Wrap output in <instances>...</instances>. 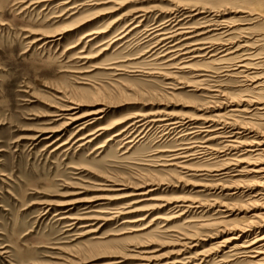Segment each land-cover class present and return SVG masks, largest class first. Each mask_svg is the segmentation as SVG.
<instances>
[{
    "label": "rangeland",
    "instance_id": "1",
    "mask_svg": "<svg viewBox=\"0 0 264 264\" xmlns=\"http://www.w3.org/2000/svg\"><path fill=\"white\" fill-rule=\"evenodd\" d=\"M28 1L35 0H0V264H63L65 259L97 258L99 254L101 258L89 264H105L110 254L127 259L152 257L151 264L172 261L179 255L202 259L196 255L223 238L221 235L209 240L205 236L214 233L211 229H195L194 225L210 216L186 214L168 222L165 219L171 217L170 206H161L194 198L240 207L245 199L211 195L194 185L209 184L213 179L194 177V172L179 175V170L172 167L161 168L163 157L180 143L175 135L162 136L149 125L150 118L136 125L137 116L160 110L174 116L206 118L223 109L212 108L221 101L210 100L213 88L220 87L235 101L255 97V91H245L249 82L226 77L231 73L223 67L233 61L223 65L200 62L195 70L204 71L176 72L171 79L165 77L160 71L162 61L152 59L153 52L149 55L153 44L144 40L143 31L164 23L174 4L213 13L219 10L217 17L248 29L244 35L232 36L233 43L249 41L254 55L251 60L258 58L261 65L250 73L257 72L264 78V0H57L49 7L39 4L26 8ZM63 1L69 2L68 6L58 7ZM248 8L254 10L250 16L244 13ZM134 26L137 28L126 36ZM65 27L66 33L43 38L42 34ZM61 95L81 101L80 114L106 109L98 126L110 130L84 147L71 142V146L57 149L70 138L73 126L58 138L59 143L52 142L56 136L33 142L36 132L59 128L61 122L52 116L63 105L58 99ZM145 122L148 126H141ZM93 128L81 135L93 132ZM258 130L264 132V123ZM121 131L126 141L106 142ZM99 146L104 149L96 150ZM144 183L150 185L138 188ZM147 190L152 191L149 196L137 195ZM139 200L144 201L131 205L138 212L103 223L80 221L69 226L73 224L70 220L61 221V216L54 215L69 210V218L106 219ZM69 203L73 205L65 207ZM128 216V220L145 219L123 224ZM192 232H196L193 238L199 239L197 247L184 251L180 239ZM222 256L213 264H227L220 261ZM195 259L191 261L199 263ZM210 259L200 264H212Z\"/></svg>",
    "mask_w": 264,
    "mask_h": 264
},
{
    "label": "bare ground",
    "instance_id": "2",
    "mask_svg": "<svg viewBox=\"0 0 264 264\" xmlns=\"http://www.w3.org/2000/svg\"><path fill=\"white\" fill-rule=\"evenodd\" d=\"M55 1L57 0L28 1L29 4L26 5V8H30L39 4H44L49 7ZM66 1L57 4L58 7L67 5L69 2ZM78 7L76 6V8ZM192 8L181 4H174L172 11L170 10V17H168L164 23L159 24L158 26L156 25V27L152 29H146L143 31L146 32L144 40H147L149 43L151 42L153 44V48L151 47L152 49L150 50L149 55L153 52V55L151 56L152 59L155 57V60L162 61V64H160V67H162L160 71H163V75L165 77L171 79L173 78L174 74H176V72L181 73L186 71H204L195 70L197 67L196 65L200 62H206L211 65H223L233 61L232 65L223 67L226 73H231V75L226 77L240 78L243 80V82H249L250 85L244 87L246 88L245 91H255L254 95L256 96H251L246 99L241 98L235 101L224 91H221L220 87H215L216 89L213 90L214 88L212 89V86V90L209 89L210 100L217 98H220L219 100H221L219 101L221 103L218 102L217 105L215 104L216 106L212 108L221 109L223 107V109L229 108L228 110H224V112H222L223 109L216 111L209 117L205 116L206 118L202 116H174L172 114H165L164 112L157 110V112L148 113L146 115H136L137 119L139 120L135 122L137 125L138 123L145 121V119L150 118L151 121H149V125L156 127V131L162 134V136L175 135L174 138L177 137L176 140L180 143L178 148L174 151L167 152L169 154L168 156H165L166 158L163 157V159H165H162L163 162H161V165L163 166H161V168L172 167L179 170V175L182 173L187 175L190 172H194L195 175L192 174L194 177L213 179V181H211L209 184H196L194 187L202 188L204 191L211 192V195H217L216 193H218V195L231 199L245 200L240 207L227 204L220 200L218 201L212 199L201 202L194 200V198L193 200H189L190 198L173 200L171 202H167L166 205H162L161 207L170 206L168 211H170L171 217L165 219L168 222L173 220L175 221V219H179L186 214H201V216L209 215L210 219L206 218L209 220H205L203 221L204 223L200 222L199 224L194 225V227L196 226L195 229H211L214 233H210L205 236L209 240H213L214 237L221 235H223V238L216 243L210 244L206 250L196 255V257H203L202 259L180 258L179 256L181 255H179L175 259H171L172 261L157 262L155 264H200L204 262V259L206 258H211L210 261H213V264L215 263L214 260L218 259L220 255H223L222 257H224V259L220 260L222 263L228 264L232 261H238L239 264H264V132H259L258 130L259 125L264 123V97L262 98L260 96L261 94H264V78L260 77L257 72L253 74L250 73L252 71L259 70V66L261 65L256 61L258 58L256 60L254 59L255 62H249L254 61L251 60L254 55L253 52L251 54L253 48L249 44V41H243L242 44L239 45L233 43L234 38H232V36L244 35L247 33L248 29L238 28L239 25L237 26V24L234 23L235 21L233 22L232 20H226L225 18L217 17V15L220 14L219 10L218 12L213 13V11H208L205 8L200 10L194 7ZM223 9L226 10V8H222V10ZM247 11L248 13H244L248 16H250L251 13H254L253 9L250 10L248 8ZM257 12L259 13V11ZM260 14L261 13L256 15L261 17ZM195 18H198L196 23H190ZM234 25L237 27L235 28ZM137 26H134L131 28V30L126 31V36L127 32L136 29ZM67 31L68 29L65 27V29L53 34H48L47 32V34L42 35L43 38H54L66 33ZM90 35L91 34H88L85 37H89ZM121 39L122 38L118 40ZM213 41H217L218 44H214ZM198 77L200 78L204 76ZM200 82L202 81H198L197 83ZM58 99L63 102V105L59 108H56V111L52 117L59 119L57 121L61 122L59 128L56 130H41L36 132V135L31 139L33 142H36L41 138H43L41 141L51 140L56 136L55 140L52 142L59 143L60 139L58 140V138L66 135L65 133L68 132L71 126H73L74 132L71 134L70 138L58 145L57 149L65 148L66 146L70 145L71 142L73 144L79 145L78 147H84L89 143H92L94 139L99 137L101 138L105 132L110 130V128L98 126L100 125V121L103 119V116L106 113V109L100 108L80 114V108L83 106L81 101L79 102L72 98H67V96L64 95L59 96ZM145 124L146 122L141 126H144ZM90 127H94L93 132L84 136L81 135L84 130ZM126 139L127 138L124 135V131H121L112 135L111 138H108L106 142L109 144V142L114 140L122 142L126 141ZM126 143L129 144L130 142ZM103 147L104 146H99L96 150L104 149ZM242 165L247 166L241 167ZM147 183L138 186V188L149 186L150 184L148 185ZM151 192V190H147L145 192H140L137 195L139 197L149 196ZM151 199L152 198H149V200ZM142 201L144 200L133 202L126 208H121L120 211L118 210L114 213H110L108 215L110 218L106 219L69 218L67 216L69 210H63L60 211V213L56 212L57 214L54 215L61 216L59 218L61 221L70 220L73 224L69 226H73L74 223L79 224L80 221H90L93 223L100 221L103 223L112 221L115 218L117 219L121 215H132L138 212L139 210L132 208L131 205H135ZM72 205L73 204L69 203L66 204L65 207ZM198 211L199 213H197ZM216 216L217 218H214ZM128 219L131 218L128 216V218H126V220L122 223H139L144 221L145 218L139 217L135 220ZM93 225L94 224L91 226H84V228H90L93 227ZM90 232L95 233L96 230H92ZM195 234L196 232H192L191 235H182L183 239L180 240L184 241L181 246L184 251L197 247L196 245L199 239H195ZM194 236L195 238H193ZM187 241L190 242L187 243ZM104 254L106 255L108 253ZM110 255V261L106 262L105 264H151L153 261L152 257L147 256L127 259L129 257L125 258L123 256ZM98 256L97 258L93 257L90 259H77L76 261L65 259L63 264H89L90 262L101 258H98ZM126 259L136 261L130 262L126 261ZM193 259L199 261V263H194L191 261Z\"/></svg>",
    "mask_w": 264,
    "mask_h": 264
}]
</instances>
